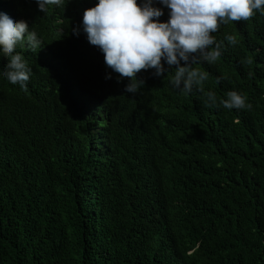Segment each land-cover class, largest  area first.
<instances>
[{"label": "trees", "instance_id": "obj_1", "mask_svg": "<svg viewBox=\"0 0 264 264\" xmlns=\"http://www.w3.org/2000/svg\"><path fill=\"white\" fill-rule=\"evenodd\" d=\"M94 3L0 0L43 41L17 46L26 90L0 75V264H264V16L221 24L214 64L197 54L205 92L251 105L229 110L173 89L174 69L141 71L135 95L105 79L73 33Z\"/></svg>", "mask_w": 264, "mask_h": 264}, {"label": "clouds", "instance_id": "obj_2", "mask_svg": "<svg viewBox=\"0 0 264 264\" xmlns=\"http://www.w3.org/2000/svg\"><path fill=\"white\" fill-rule=\"evenodd\" d=\"M67 3L68 0H36L38 10L44 14L50 9L64 11ZM165 9L168 18L161 20ZM257 14L264 16V0H95L83 10L73 33L79 36L83 31L87 41L103 54L111 70L105 79H110L112 73L118 80L127 78L125 93L135 95L145 85L138 76L141 71L150 70L152 76L163 77L174 69L169 81L173 89L191 93L196 85L206 96V106L240 110L251 107L242 93L231 90L226 98L218 100L213 92L200 87L209 73L193 65L197 54L200 62L208 64L221 56V46L213 35L221 24L247 21ZM225 39L236 43L233 35ZM18 45L38 51L43 41L28 21L0 10V55L7 57L0 75L26 90L32 69L16 51Z\"/></svg>", "mask_w": 264, "mask_h": 264}]
</instances>
